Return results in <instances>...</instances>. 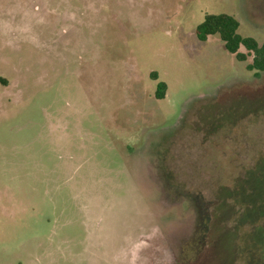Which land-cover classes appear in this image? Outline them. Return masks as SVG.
Returning a JSON list of instances; mask_svg holds the SVG:
<instances>
[{"label":"rangeland","instance_id":"rangeland-1","mask_svg":"<svg viewBox=\"0 0 264 264\" xmlns=\"http://www.w3.org/2000/svg\"><path fill=\"white\" fill-rule=\"evenodd\" d=\"M221 14L264 43V0H0V264H264V72L197 38Z\"/></svg>","mask_w":264,"mask_h":264},{"label":"trees","instance_id":"trees-1","mask_svg":"<svg viewBox=\"0 0 264 264\" xmlns=\"http://www.w3.org/2000/svg\"><path fill=\"white\" fill-rule=\"evenodd\" d=\"M240 23L234 17L221 15H207L204 21L197 27V38L205 42L210 36L217 35L224 43V48L236 60L240 62L247 61L248 57H252V62L247 65V70L257 73L264 72V43L260 44L257 40L251 37H243L239 34ZM246 49L247 53L240 52V48ZM156 78V74L153 75ZM0 84L7 85L4 79H0ZM167 87L164 83H159L156 97L164 99Z\"/></svg>","mask_w":264,"mask_h":264},{"label":"flooded vegetation","instance_id":"flooded-vegetation-1","mask_svg":"<svg viewBox=\"0 0 264 264\" xmlns=\"http://www.w3.org/2000/svg\"><path fill=\"white\" fill-rule=\"evenodd\" d=\"M155 253V252H154ZM165 256L159 255L160 257L153 258L156 264H178L175 257L173 258L172 255H168L167 252L164 251Z\"/></svg>","mask_w":264,"mask_h":264}]
</instances>
